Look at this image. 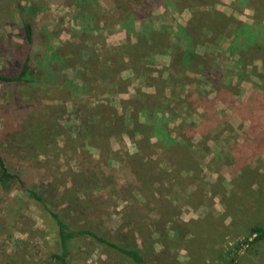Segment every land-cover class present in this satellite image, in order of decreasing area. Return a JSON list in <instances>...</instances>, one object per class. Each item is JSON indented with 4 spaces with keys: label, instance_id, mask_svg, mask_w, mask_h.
Returning a JSON list of instances; mask_svg holds the SVG:
<instances>
[{
    "label": "rangeland",
    "instance_id": "rangeland-1",
    "mask_svg": "<svg viewBox=\"0 0 264 264\" xmlns=\"http://www.w3.org/2000/svg\"><path fill=\"white\" fill-rule=\"evenodd\" d=\"M216 1L0 0V70L30 23L39 79L0 82V144L72 226L144 256L82 234L68 264H264L243 242L264 225V19ZM59 240L0 187V264L50 263Z\"/></svg>",
    "mask_w": 264,
    "mask_h": 264
},
{
    "label": "trees",
    "instance_id": "trees-1",
    "mask_svg": "<svg viewBox=\"0 0 264 264\" xmlns=\"http://www.w3.org/2000/svg\"><path fill=\"white\" fill-rule=\"evenodd\" d=\"M191 1V0H190ZM216 0H214L215 2ZM218 1V0H217ZM216 1V2H217ZM244 6H249L254 9L255 17L259 20L264 19V0H239ZM206 3L198 7H191L193 10V17H196L201 11H209ZM192 6V5H191ZM204 11V12H206ZM213 14V12H212ZM213 18L215 19L214 15ZM195 19V18H194ZM200 19L196 20L198 24ZM240 29V28H239ZM23 37L25 39L26 48L24 49L25 55L23 58L18 59L16 63V70L14 71H3L0 70V82H17L21 84L36 85L39 84V79L36 74L35 69L31 66L33 48L36 40L35 30L30 23H24L21 28ZM248 38V39H247ZM242 41L243 50L247 49L251 43L256 42L253 38L247 37ZM193 50V49H191ZM192 52V53H191ZM189 56H199L198 54L191 51ZM194 54V55H193ZM183 55H181V58ZM12 184H15L19 189H21L28 197L37 201L42 208H44L55 220L58 234L60 249L59 252L55 254L54 258L50 263L44 264H68V260L72 255L74 241L82 234L90 235L99 241H103L111 247L115 248L121 254L133 259L135 262L141 263L144 260V256L141 253V249L137 247L122 246L118 243L110 241L103 235L99 234L96 230L91 228H78L72 226L64 215L55 210L52 205L51 198L46 194L41 192L34 184L20 171L16 168L12 162L9 154L5 148L0 144V187L4 189H9ZM250 234H254V237L250 240L244 239L243 242L256 243L264 239V225L253 223L250 227ZM237 254V253H236ZM239 254V253H238ZM233 260V258H231ZM229 264V263H228Z\"/></svg>",
    "mask_w": 264,
    "mask_h": 264
}]
</instances>
